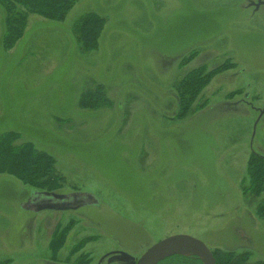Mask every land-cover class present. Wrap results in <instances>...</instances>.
<instances>
[{"label": "rangeland", "instance_id": "obj_1", "mask_svg": "<svg viewBox=\"0 0 264 264\" xmlns=\"http://www.w3.org/2000/svg\"><path fill=\"white\" fill-rule=\"evenodd\" d=\"M245 4L76 0L62 21L30 13L5 51L0 7V134L15 130V143L50 153L64 176L56 193L81 202L24 208L35 189L0 174V264L36 254L61 264H129L114 251L137 257L175 233L211 251L236 247L247 261L264 257V190L246 187L249 155L264 160V7ZM92 11L104 23L98 48L83 52L71 29ZM213 62L221 69L193 100L199 111L174 120L173 85ZM98 84L106 96H90L89 105L99 107L79 108V95Z\"/></svg>", "mask_w": 264, "mask_h": 264}, {"label": "trees", "instance_id": "obj_2", "mask_svg": "<svg viewBox=\"0 0 264 264\" xmlns=\"http://www.w3.org/2000/svg\"><path fill=\"white\" fill-rule=\"evenodd\" d=\"M76 0H0V7L3 10V33L1 36L2 49L9 50L24 34L28 15L37 13L50 21H62L66 14L75 5ZM93 16L92 18H87ZM74 22L71 32L75 36L78 47L83 52L95 51L98 48L96 38L101 33L104 23L103 18L90 12ZM182 61L184 58L181 59ZM233 66V63H230ZM204 67L199 65L183 76L173 85L176 95V110L174 120H180L197 111L193 100L198 95L202 84L207 82L209 77L221 69L218 65L204 73ZM90 96L97 102L106 96L104 85L98 84L92 89L83 91L79 95L77 105L79 108L97 109L96 103L89 105ZM203 105L205 103H202ZM108 101L105 107L111 106ZM201 105V108L203 107ZM102 107V106H100ZM200 108V109H201ZM199 110V109H198ZM20 134L15 131H6L0 134V174L6 173L18 179L26 186H31L38 191L57 192L64 182V176L57 172L54 157L45 150L39 149L31 141L15 143ZM255 154H250L246 161V186L253 194L258 195L264 190V160H256ZM245 187V186H244ZM257 215L264 218V196L260 198ZM239 261L246 260L244 254L239 256Z\"/></svg>", "mask_w": 264, "mask_h": 264}, {"label": "water", "instance_id": "obj_3", "mask_svg": "<svg viewBox=\"0 0 264 264\" xmlns=\"http://www.w3.org/2000/svg\"><path fill=\"white\" fill-rule=\"evenodd\" d=\"M78 196V195H77ZM75 196L63 195L54 191L34 190L24 208L31 210L49 209V210H66L76 209L80 201L75 200ZM180 247H189L196 252L204 264H215L214 258L204 242L188 234H174L167 236L145 250V252L136 261L132 257L122 252L121 257L125 260L132 259L130 264H157L165 257L178 253L175 250Z\"/></svg>", "mask_w": 264, "mask_h": 264}, {"label": "flooded vegetation", "instance_id": "obj_4", "mask_svg": "<svg viewBox=\"0 0 264 264\" xmlns=\"http://www.w3.org/2000/svg\"><path fill=\"white\" fill-rule=\"evenodd\" d=\"M245 6L251 8L252 11H255V10L259 9V7H264V0H253V1L252 0H246ZM262 11H264V10H262ZM204 50H205V48H204ZM228 62H230L231 64L233 63V66H236V62H234L231 58L228 59ZM216 63L213 62V65H212L213 68H215L216 66L219 65L218 63L217 64ZM206 66H208V65H206ZM226 77H228V76L225 75V77H223V79ZM237 90H238V88L230 90L228 95L233 94V93H235V95H236ZM261 93H264V89L261 90ZM247 96H248V94L244 92L243 97L246 98ZM198 111H196V112H198ZM175 234H183V233H175ZM171 235H174V234H171ZM168 236H170V235H168ZM165 237H167V236H165ZM161 239H163V238H161ZM244 239H245V237H244ZM230 243L234 244L235 239L233 238V241H231V240L227 241L228 245ZM236 246H242V245L236 244ZM147 248H149V246ZM234 248L222 247V249L224 251H211L210 249L209 250H210V252L214 258L215 264H264V257H260V258L255 257L254 259H252L250 261H247V260L239 261L240 258H238V257L239 256L241 257L240 254H244V253L236 252L237 248L236 247H234ZM145 250L140 255H138L137 257H135L136 255L134 252H132V251L130 252V251L125 250V249H117V251H114V254L115 255L116 254L121 255L122 252L127 253L132 257V259H134L133 261L136 263V261L145 252ZM22 259H23L22 264H54V263L61 264V262L59 260H54L53 258H51V256L49 254H47V256H43V254H41V256H39V255L37 256V254L35 256L27 255V256H24ZM132 259H127L129 264L132 262ZM11 263L12 262L7 263V264H11ZM157 264H204V263H203V260L195 254H193V255H177V254L175 255V254H173V255H169V256L165 257L164 259L160 260Z\"/></svg>", "mask_w": 264, "mask_h": 264}, {"label": "bare ground", "instance_id": "obj_5", "mask_svg": "<svg viewBox=\"0 0 264 264\" xmlns=\"http://www.w3.org/2000/svg\"><path fill=\"white\" fill-rule=\"evenodd\" d=\"M175 251L180 253V254H183V255H189V254L190 255H193V254L196 255V252L189 247H180V248H177Z\"/></svg>", "mask_w": 264, "mask_h": 264}]
</instances>
